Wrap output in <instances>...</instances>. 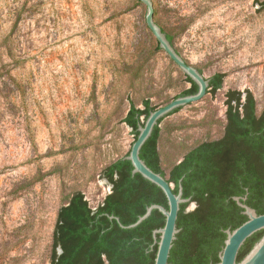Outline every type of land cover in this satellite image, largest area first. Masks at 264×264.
I'll use <instances>...</instances> for the list:
<instances>
[{"label":"rangeland","instance_id":"obj_1","mask_svg":"<svg viewBox=\"0 0 264 264\" xmlns=\"http://www.w3.org/2000/svg\"><path fill=\"white\" fill-rule=\"evenodd\" d=\"M151 1L182 58L207 79L224 75L160 122L167 170L221 136L227 90H249L262 108L264 6ZM145 13L137 0H0V264H49L59 206L81 191L95 208L110 192L102 170L134 141L122 122L130 103L158 107L189 86Z\"/></svg>","mask_w":264,"mask_h":264},{"label":"trees","instance_id":"obj_2","mask_svg":"<svg viewBox=\"0 0 264 264\" xmlns=\"http://www.w3.org/2000/svg\"><path fill=\"white\" fill-rule=\"evenodd\" d=\"M260 4L264 6V0ZM161 29L174 47L171 33L162 26ZM156 48H159L157 40ZM175 50L178 52L177 48ZM223 76L222 73L213 74L207 91L216 92L221 88ZM185 78L190 84L178 96L195 93L198 89L186 74ZM224 103L225 123L221 136L190 147L167 170L162 165L158 147L159 124L165 116L181 107L157 121L140 149V158L173 183V192L177 193L181 184L182 197L189 198L180 203L176 219L178 232L170 249L169 264L219 262L225 230H233L247 219L234 197H239L257 214L264 213V104L258 110L249 90L234 89L226 91ZM141 104L131 102L122 118V122L131 128L134 140L138 126L157 107L149 99H143ZM126 155L103 168L102 176L111 188L95 208L88 204L81 191L73 192L59 206L52 231L49 264H154L157 241L153 230L164 225V214L154 208L136 226L127 225L135 222L152 204L167 209V199L156 184L133 172ZM189 203H194L195 207L186 210ZM263 233L264 229L258 230L243 242L237 261Z\"/></svg>","mask_w":264,"mask_h":264},{"label":"water","instance_id":"obj_3","mask_svg":"<svg viewBox=\"0 0 264 264\" xmlns=\"http://www.w3.org/2000/svg\"><path fill=\"white\" fill-rule=\"evenodd\" d=\"M140 2L146 6L145 23L157 40L159 47L163 49L169 58L198 86L195 93L177 96L168 103L152 110L144 123L138 126V135L133 141L129 153L125 156L126 159L130 160L133 166V172L140 173L144 178L161 188L168 203L167 209L159 204L148 206L145 213L139 216L135 222L127 225V227H134L139 224L149 216L154 208L161 211L165 216V223L162 227L153 230V237L155 241H157L154 264H169L168 257L170 249L175 235L178 232L176 219L180 203L189 201V198L182 197L181 184L179 185L177 193L173 192V185L171 182L167 181L160 173L152 170L144 160L140 158L139 152L143 143L150 136L157 121L177 107L200 100L207 92L210 79L205 78L196 67L188 64L169 42L160 25L154 20V7L152 1L140 0ZM234 199L237 201L238 205L243 208V213L247 216V219L233 230H225L226 239L219 252V262L215 264H264V233L260 239L254 243L248 253L240 261H237V254L243 242L254 232L264 229V213L257 214L255 209L242 203L239 197H234Z\"/></svg>","mask_w":264,"mask_h":264}]
</instances>
